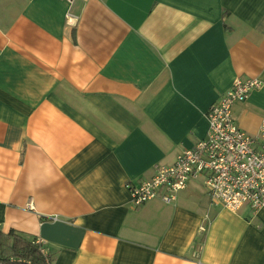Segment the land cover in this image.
I'll return each mask as SVG.
<instances>
[{
  "label": "crops",
  "instance_id": "1",
  "mask_svg": "<svg viewBox=\"0 0 264 264\" xmlns=\"http://www.w3.org/2000/svg\"><path fill=\"white\" fill-rule=\"evenodd\" d=\"M237 79L263 84L232 110L256 135L264 0H0V232L49 264H264V208L204 178L170 204L126 188L204 140Z\"/></svg>",
  "mask_w": 264,
  "mask_h": 264
},
{
  "label": "built area",
  "instance_id": "2",
  "mask_svg": "<svg viewBox=\"0 0 264 264\" xmlns=\"http://www.w3.org/2000/svg\"><path fill=\"white\" fill-rule=\"evenodd\" d=\"M66 1L72 5L76 0ZM261 83L237 79L207 111L209 128L204 140L178 155L174 165L155 166L151 179L126 184L135 207L156 199L175 202L191 181L204 178L211 204L233 213L246 206L253 211L264 208V121L258 133L251 135L235 124L232 111L234 105L246 102L253 91L262 88ZM40 250L45 255L44 248Z\"/></svg>",
  "mask_w": 264,
  "mask_h": 264
},
{
  "label": "trees",
  "instance_id": "3",
  "mask_svg": "<svg viewBox=\"0 0 264 264\" xmlns=\"http://www.w3.org/2000/svg\"><path fill=\"white\" fill-rule=\"evenodd\" d=\"M42 245L12 231L0 232V264H47Z\"/></svg>",
  "mask_w": 264,
  "mask_h": 264
}]
</instances>
